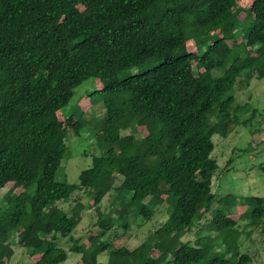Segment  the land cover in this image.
<instances>
[{"label":"trees","instance_id":"16d2710c","mask_svg":"<svg viewBox=\"0 0 264 264\" xmlns=\"http://www.w3.org/2000/svg\"><path fill=\"white\" fill-rule=\"evenodd\" d=\"M90 78L97 152L67 183L60 118L74 135L90 119L61 110ZM252 78H264V0H0V188L22 186L0 196V264L12 247L33 264H246L240 236L264 234V197L213 208L211 179L231 159L220 168L211 153L212 136L250 125L257 109L233 91ZM78 191L87 201L71 208ZM161 202L167 214L140 244L118 243ZM83 205L96 214L85 246L72 235Z\"/></svg>","mask_w":264,"mask_h":264},{"label":"rangeland","instance_id":"374dc122","mask_svg":"<svg viewBox=\"0 0 264 264\" xmlns=\"http://www.w3.org/2000/svg\"><path fill=\"white\" fill-rule=\"evenodd\" d=\"M240 3L243 7L246 5L245 1ZM240 17H242V14H240ZM239 41H241V38H236L234 41L226 40V43L232 46ZM100 87L101 84L98 81H93L91 78L84 80L73 89V94L61 110L62 115L65 117L70 114L75 116L82 114L86 119L90 120L80 129L77 135H74L69 128L71 118L64 120L60 118L61 126L66 127L67 130L65 139L67 156L61 160L62 177L60 171L56 174V178L59 180H64L67 183H76L78 173L89 166L90 155L97 152L93 131L98 125V117L103 110L102 103L98 102ZM233 93L236 102L240 104L247 103L251 108H256L257 110L250 118L252 119L250 120V125L243 126L238 124L225 137L212 136L214 148L211 155L218 163V166L222 168L225 162L229 158L231 159L227 165L228 169L223 172L222 169L221 171H216L211 179V190L216 197L213 208H220L228 194L238 197L252 195L264 197V78L260 80L252 78L247 84H244L239 79ZM248 116L249 112H246L243 118ZM243 118H240V122H242L241 119ZM138 127L142 129V126ZM117 183L118 181H115V185ZM6 189L18 192L22 189V186L7 183L4 188H0V196ZM117 193L118 191H115L112 195L114 196ZM70 199L71 208L76 201L82 204L87 201L83 192L80 191L77 194L73 193ZM110 199V195L105 197L102 209L108 211L107 207ZM238 200L239 198H237L230 213L231 218L234 220L238 219L239 214L245 209V206H242ZM120 205L123 206L124 204L120 203ZM64 206L66 205L64 204ZM166 209L167 205L161 202L146 224L140 226V228L134 227L130 229L129 234H124L118 243H123L128 248L140 244L146 236L147 230L164 220L167 214ZM77 215L80 220L72 231V235L80 237L82 245L85 246L86 237L94 233L95 228L92 227V223L96 218V214L92 208L83 205L81 209L77 210ZM242 232L239 251L247 253L250 257L246 264H264V234L258 233L257 230L249 225H245ZM186 237L188 239L193 238L190 234ZM99 259L103 262L104 256L101 255ZM7 261L12 264H33L34 258L28 257L20 248L12 247L3 258V263ZM59 264H80V257L79 255L69 254L68 258Z\"/></svg>","mask_w":264,"mask_h":264}]
</instances>
